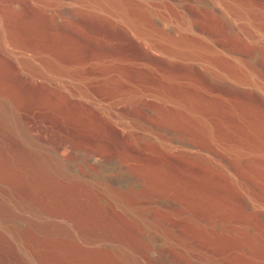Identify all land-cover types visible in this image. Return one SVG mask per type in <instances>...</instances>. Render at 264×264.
<instances>
[{
	"label": "bare ground",
	"instance_id": "bare-ground-1",
	"mask_svg": "<svg viewBox=\"0 0 264 264\" xmlns=\"http://www.w3.org/2000/svg\"><path fill=\"white\" fill-rule=\"evenodd\" d=\"M6 129L73 264H264V0H0Z\"/></svg>",
	"mask_w": 264,
	"mask_h": 264
},
{
	"label": "rangeland",
	"instance_id": "rangeland-1",
	"mask_svg": "<svg viewBox=\"0 0 264 264\" xmlns=\"http://www.w3.org/2000/svg\"><path fill=\"white\" fill-rule=\"evenodd\" d=\"M1 133L2 137H0V139L2 141V145L6 144L11 148L14 144L18 145L20 143L21 145H24L25 151L22 155L28 157L29 160H32L30 161L32 169L30 167L29 169L35 174L28 172V170L22 166V164L24 165L25 163L19 162L17 165L10 164L4 159L5 157L1 156L0 153V210L6 215L5 219H0V264H40L37 263L38 261L34 259V257L32 258L30 256L31 252L26 248V246H24V243L27 244V242H30L28 245L31 244L32 247L34 246L33 248H35V251H39L37 254L41 256L45 263L73 264L70 260L71 252H69V249L72 247L67 244L73 242V238L71 239V236L65 230V233L64 231H60L61 233H59L55 230H47L48 227L54 225L46 224L48 222H46L45 219H40V214L38 213L41 209L46 208L50 211H57L59 206L54 201H45V198L43 197L44 193L40 188L33 187L35 184L31 183V178L29 177L37 175L38 177L46 176L58 179L55 177L57 175H55V173L51 170L48 173L45 172L44 174L41 169L42 165L37 162L40 154L34 150L32 151V149L28 146L26 147V144L18 139L16 132L6 129ZM76 170L77 169L74 166L68 165V174L75 179H77L75 175ZM74 182L77 185L76 187H82V185H84L89 191L86 193L88 197L105 213H107V210L111 208H116L117 211L121 213L120 207L116 204V200L112 197L107 188L103 186L104 182L96 179L86 181L77 179L74 180ZM22 193L27 196L28 204L34 208L36 207L37 209L35 208V210L38 212H33L29 206L17 205V198L14 195L18 196L19 194L20 196ZM28 193L31 195L30 197L27 195ZM13 197H15V203L13 202ZM48 221L49 223H52L50 222L51 220ZM45 231H49V233ZM63 234H66V236L68 234V236L66 237ZM146 241L147 239L145 237L144 242ZM75 242L77 244L78 241L76 240ZM56 245H65L68 248L60 254V252L55 248ZM44 247H46V250ZM47 251H51V253L49 252V255L44 254V252L47 253ZM83 251L86 253H92L88 249H83ZM62 254H65V257H63Z\"/></svg>",
	"mask_w": 264,
	"mask_h": 264
}]
</instances>
